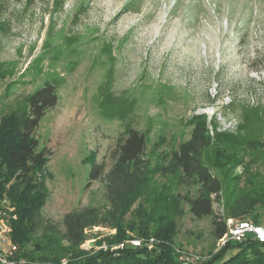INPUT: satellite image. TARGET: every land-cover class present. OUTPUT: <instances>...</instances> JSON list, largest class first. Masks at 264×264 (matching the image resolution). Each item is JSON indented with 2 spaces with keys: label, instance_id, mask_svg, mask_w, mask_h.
<instances>
[{
  "label": "rangeland",
  "instance_id": "rangeland-1",
  "mask_svg": "<svg viewBox=\"0 0 264 264\" xmlns=\"http://www.w3.org/2000/svg\"><path fill=\"white\" fill-rule=\"evenodd\" d=\"M47 82L58 102L32 135L50 152L41 222L63 232L67 213L97 209L82 253L120 250L121 239L159 244L145 234L171 235L181 264L219 251L212 218H196L187 204L197 188L178 181L153 183L171 197L160 208L141 198L111 216L105 186L90 174L93 163L110 169L130 129L145 136L153 165L200 119L238 141L230 152L245 154L243 164H212L224 186L215 207L227 221L264 223V204L253 205L264 200V0H0V123ZM254 142L258 161L246 147Z\"/></svg>",
  "mask_w": 264,
  "mask_h": 264
},
{
  "label": "trees",
  "instance_id": "trees-1",
  "mask_svg": "<svg viewBox=\"0 0 264 264\" xmlns=\"http://www.w3.org/2000/svg\"><path fill=\"white\" fill-rule=\"evenodd\" d=\"M57 92V86L47 82L34 93L24 96L0 123V206L7 200L15 209L17 219L13 222L11 236L13 244L20 250L17 259L25 260L26 264H62L63 261L67 264H181L171 235L145 234L142 237L145 240L156 238L159 241L151 249L121 239L115 242L124 245L120 250L109 248L92 255L82 253L79 248L85 242V232L99 218L95 208L67 213L62 222L63 232L55 224L41 222L40 207L46 197L43 170L50 152L46 149L40 151L39 143L32 135L46 113L56 106ZM120 116L124 117L123 114ZM233 143L238 141L226 138L217 128L211 130L210 124L200 119L187 141L175 150L163 152L153 165L147 157L145 136L130 129L117 140L110 169L104 163H93L90 180L104 184L112 217L130 209L141 198L153 202L152 210L170 200L166 185L153 184L157 179L195 187L197 195L186 199L190 212L196 218H212L213 236L218 243L228 232V227L225 216L215 207L221 208L224 186L212 164L221 169L224 158H229L230 166L236 162L243 164L245 154L237 159V155L230 152ZM246 147L251 150L248 155L253 154L257 161L262 158L260 151L257 152V143H248ZM256 203L264 204V200L259 198L253 205ZM251 207H246L243 213ZM255 222L261 223L259 220ZM40 229L44 235L37 239L35 234ZM199 264H264V243L253 241L250 236L240 243L229 242L217 254Z\"/></svg>",
  "mask_w": 264,
  "mask_h": 264
},
{
  "label": "built area",
  "instance_id": "built-area-1",
  "mask_svg": "<svg viewBox=\"0 0 264 264\" xmlns=\"http://www.w3.org/2000/svg\"><path fill=\"white\" fill-rule=\"evenodd\" d=\"M17 216L15 209L9 204L0 208V264H24V260L17 259V247L13 244L10 235L13 231V222ZM228 232L218 241V249L223 248L229 242L240 243L249 236L253 241L264 243V223H256L251 219L227 221ZM140 242L135 246H140ZM150 249L151 246H148ZM185 264H197L189 262V259L180 257ZM17 259V260H16ZM187 260V261H185Z\"/></svg>",
  "mask_w": 264,
  "mask_h": 264
}]
</instances>
